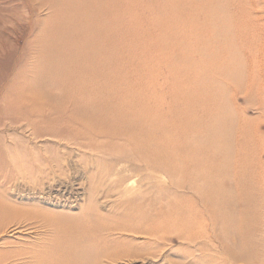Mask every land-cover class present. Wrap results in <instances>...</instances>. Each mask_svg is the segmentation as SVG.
<instances>
[{
	"label": "bare ground",
	"instance_id": "bare-ground-1",
	"mask_svg": "<svg viewBox=\"0 0 264 264\" xmlns=\"http://www.w3.org/2000/svg\"><path fill=\"white\" fill-rule=\"evenodd\" d=\"M261 2L172 0V7L180 14L202 8L206 29L221 26L242 43L251 35L243 27L250 26ZM68 3L85 18L93 12L92 4L83 7L84 0H75V8ZM88 21L100 33L89 52L107 53L111 37ZM89 25L87 33L95 39ZM80 82L79 93L60 97L67 113L39 114L37 122L22 128L32 140L47 137L52 145L28 150L17 139L14 150L0 146V235L13 228L20 234L0 244V264H264V203L252 182L248 149L241 146L235 159L224 155L231 159L229 170L224 172V163L215 169L210 154L218 160L216 145L229 133L219 141L207 137L210 148L195 146V122L189 127L178 120L174 105L144 93L99 92L96 74ZM229 112L224 115L232 116ZM69 144L80 151L78 158L56 148ZM135 176L137 185L132 184ZM162 176L173 179L165 188Z\"/></svg>",
	"mask_w": 264,
	"mask_h": 264
},
{
	"label": "rangeland",
	"instance_id": "rangeland-1",
	"mask_svg": "<svg viewBox=\"0 0 264 264\" xmlns=\"http://www.w3.org/2000/svg\"><path fill=\"white\" fill-rule=\"evenodd\" d=\"M84 1L83 7L87 9L92 4L93 10L86 18L76 10L75 0H70L75 9L69 8L68 0H0V146L14 150L21 141V146L28 150L35 147L40 151L38 148L44 150L52 145L47 137L32 140L22 128L29 122H37L36 115L54 117L59 112L67 113L68 104L60 97L66 92L79 93L80 81L96 74L99 92L130 93L133 97L144 93L162 104L174 105L178 120H185L189 127L195 122L194 133L190 130L196 135L192 136L195 146L208 144L210 148L207 137L219 141V136L223 138L229 133L220 145L216 142V149L220 150L218 160L211 157L212 152L210 160L217 162L215 169L224 163L225 172L227 163L231 166V159L224 155L235 159L241 146L248 149L252 153V171L255 170L252 182L264 203V2L250 16V26L243 27H247L246 32L251 35L240 43L221 26L206 29L202 8L180 14L176 5L172 7V0ZM165 3L170 6L166 8ZM88 19L111 37L105 45L107 53L103 50L96 56L89 52L90 47L99 43L96 36L100 33L87 24ZM87 25L92 28L95 39L87 33ZM82 32L86 34L81 35ZM232 57H240L238 61L242 63ZM223 61L228 64L225 67L220 64V67ZM79 65L81 67H77ZM237 67H242L243 72ZM217 111H223V115ZM191 112L196 115L192 116ZM228 112L232 116L228 117ZM229 118L231 122L234 119L237 126L235 122L231 126ZM56 148L61 154L72 152L73 158L80 154L71 144ZM132 180V184L137 185L139 178L135 176ZM161 181L165 188L173 179L162 176ZM66 186L69 190V185ZM80 209L74 212L77 214ZM17 237L20 234L10 229L0 235V244ZM173 245L177 247L179 242Z\"/></svg>",
	"mask_w": 264,
	"mask_h": 264
}]
</instances>
